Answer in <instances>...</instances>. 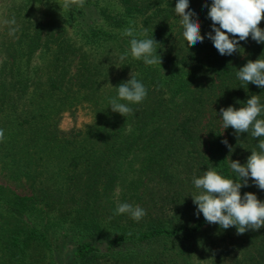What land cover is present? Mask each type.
I'll return each instance as SVG.
<instances>
[{
	"label": "trees",
	"instance_id": "16d2710c",
	"mask_svg": "<svg viewBox=\"0 0 264 264\" xmlns=\"http://www.w3.org/2000/svg\"><path fill=\"white\" fill-rule=\"evenodd\" d=\"M211 2L189 0L205 39L188 46L177 0H0V174L29 188L0 182V264H264V227L209 224L191 196L194 177L235 179L231 161L260 151L251 130L224 129L220 109L252 95L264 104V88L236 75L264 59V43L220 55L207 38ZM129 27L159 43L161 66L132 57ZM131 72L147 96L124 117L109 100ZM84 106L90 122L63 126ZM117 187L120 203L146 210L139 222L115 214ZM245 192L264 202L251 179Z\"/></svg>",
	"mask_w": 264,
	"mask_h": 264
},
{
	"label": "clouds",
	"instance_id": "9594fccd",
	"mask_svg": "<svg viewBox=\"0 0 264 264\" xmlns=\"http://www.w3.org/2000/svg\"><path fill=\"white\" fill-rule=\"evenodd\" d=\"M85 0H64L63 8L73 5L83 7ZM61 6V5H60ZM208 7V18L212 21V31L207 33V38L213 43L220 55H229L239 51L240 42L251 37L258 44L264 43V29L259 27L264 19V0H212ZM175 12L180 17L183 26V36L188 46L202 43L205 36L201 35V24L197 14L190 10L189 0H177ZM10 26V35H15L18 30L11 27L16 24L13 17L5 20ZM214 33V35H213ZM123 35L132 37L130 51L133 58L143 60L145 65L153 66L162 63V57L157 52L159 44L154 38H136L135 29L126 28ZM147 37V30L142 33ZM127 53L120 57L125 60ZM237 78L245 82L264 88V59L249 60L237 72ZM118 96L110 98L109 105L113 112L126 117L133 113L129 104H139L147 96L145 85L131 72L130 79L119 84ZM126 101L128 103H121ZM223 127H231L237 135L248 133L254 138H260L257 147L260 151L252 150L245 164L240 161H231L230 168L235 173L234 178H225L214 169H208L199 178H193V184L199 193L191 195L193 203L197 205L196 215L203 214L209 224H218L221 229L235 227L237 234H244L248 230H258L264 227V202L259 200L255 193L245 192L241 195V188L249 186V179L260 189L264 190V119H260L264 113V104L260 103L259 96L252 95L246 101V106L239 109L229 106L220 109ZM6 139L3 129H0V142ZM229 150L231 145L223 140ZM115 214H127L136 222H139L147 213L139 205L120 203L115 209Z\"/></svg>",
	"mask_w": 264,
	"mask_h": 264
},
{
	"label": "rangeland",
	"instance_id": "374dc122",
	"mask_svg": "<svg viewBox=\"0 0 264 264\" xmlns=\"http://www.w3.org/2000/svg\"><path fill=\"white\" fill-rule=\"evenodd\" d=\"M91 113L90 109L88 106L81 107L80 110H78L76 118L74 119L73 117L70 116H65V119L63 121V126H69L70 124L74 123V121H77L80 126L84 125L87 122L91 121ZM0 182L7 184L9 187L13 188L15 191L22 193V194H27L29 193V188L28 184L24 181H15L12 180L6 176H3L0 174ZM113 199L115 200V203L119 202L120 203V196H121V189L117 187L115 191L113 192Z\"/></svg>",
	"mask_w": 264,
	"mask_h": 264
}]
</instances>
